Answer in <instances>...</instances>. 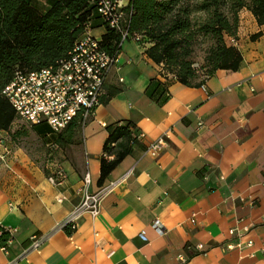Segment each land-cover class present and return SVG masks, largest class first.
<instances>
[{"label": "crops", "instance_id": "crops-1", "mask_svg": "<svg viewBox=\"0 0 264 264\" xmlns=\"http://www.w3.org/2000/svg\"><path fill=\"white\" fill-rule=\"evenodd\" d=\"M239 16L237 37L227 38L243 54L238 70L187 86L162 77L141 44L125 42L81 141L39 162L4 137L0 235L8 238L0 264H264V25L246 8ZM153 78L166 81L164 102L147 94ZM125 120L146 138L99 184L107 126ZM44 129L49 146L53 132ZM160 137L165 144L153 156L147 146ZM57 164L67 178L54 185L44 167ZM87 172L89 192L114 185L97 216L62 227ZM157 219L164 233L152 227ZM47 233L39 250L28 249L32 235Z\"/></svg>", "mask_w": 264, "mask_h": 264}, {"label": "trees", "instance_id": "trees-1", "mask_svg": "<svg viewBox=\"0 0 264 264\" xmlns=\"http://www.w3.org/2000/svg\"><path fill=\"white\" fill-rule=\"evenodd\" d=\"M47 5L42 11L32 0H0V131H9L19 119L3 94L15 71L55 64L68 55L90 20L95 26L100 23L95 0H47ZM245 8L259 25H264V0H129L125 10L129 30L142 34L140 44L147 56L162 67L161 76H173L187 86H200L219 69H239L243 54L227 38L237 37L239 13ZM260 35L256 33L252 38ZM119 43L120 34L107 28L102 37L105 49L115 54L121 49ZM198 50L205 54L199 69L194 64ZM147 94L164 102L169 96L166 81L153 78ZM30 125L39 135L48 136L45 122ZM79 129L83 125L77 117L51 141L61 147L75 143ZM107 129L103 153L114 158L102 155L99 184L132 152L136 142H142L130 120L112 123ZM20 134L14 133L13 139ZM51 156L49 159L55 160ZM44 169L48 175L53 171L46 166ZM7 238V232L0 235V240Z\"/></svg>", "mask_w": 264, "mask_h": 264}, {"label": "built area", "instance_id": "built-area-1", "mask_svg": "<svg viewBox=\"0 0 264 264\" xmlns=\"http://www.w3.org/2000/svg\"><path fill=\"white\" fill-rule=\"evenodd\" d=\"M100 23L94 25L90 20L83 32L76 40L68 55L59 59L55 64L38 70L24 71L17 69L11 81L5 86L3 94L10 101L20 119L30 124L45 122L53 133H58L79 117L83 125L94 117L95 111L103 102L105 86L113 69L120 61V52L126 41L140 44L142 34L131 32L128 28V13L125 10V0H95ZM107 28L120 34L121 49L115 54L109 53L102 44L104 33H95L97 29L104 32ZM120 81L123 78L120 77ZM138 138L143 141L145 133L137 132ZM0 136V145H3ZM165 144V137H160L147 146V152L156 156ZM108 158L113 155L103 153ZM67 178L66 170L59 164L48 175L54 185L61 184ZM85 188L80 203L74 208L62 227L70 226L72 230L77 227V220L85 213L97 216L101 211V202L104 195L112 186H100L97 191L89 192L91 183L90 173L84 177ZM62 201V198L58 199ZM152 227L164 233L159 219ZM2 233V231L0 232ZM235 234V230H230ZM145 234V230L141 231ZM50 238V234H34L31 237L29 250H39ZM230 247H232L230 245ZM0 248L7 251L6 246ZM199 249L202 245L198 246ZM184 261L185 257L181 256Z\"/></svg>", "mask_w": 264, "mask_h": 264}, {"label": "rangeland", "instance_id": "rangeland-1", "mask_svg": "<svg viewBox=\"0 0 264 264\" xmlns=\"http://www.w3.org/2000/svg\"><path fill=\"white\" fill-rule=\"evenodd\" d=\"M128 0H125V3H127ZM32 3L38 7L40 10H45L48 8L47 0H32ZM102 30H96L95 33H100ZM131 41H126V43H129ZM204 57L205 54L202 50H198L195 54V67L198 69L201 67V65L204 64ZM16 132H21V134L16 138L13 139V134ZM58 133H54L50 135L51 140H53ZM81 135H82V129L78 130V134L76 136V142L81 141ZM0 136H2L3 140L4 137L8 141L9 144H12L14 147L22 148L23 150L35 154V160L36 161H45L49 160L53 155V157L56 159L58 158V153L61 152L62 148L57 143L50 141L49 146H47L45 137L42 135H39L35 129L25 120L18 119L11 127L9 131H6V133H3ZM53 159V158H52Z\"/></svg>", "mask_w": 264, "mask_h": 264}]
</instances>
